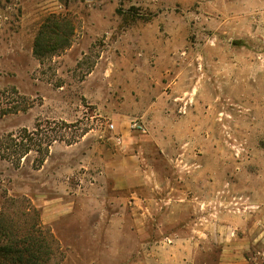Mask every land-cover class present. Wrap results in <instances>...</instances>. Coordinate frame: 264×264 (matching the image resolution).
<instances>
[{
	"label": "rangeland",
	"instance_id": "rangeland-1",
	"mask_svg": "<svg viewBox=\"0 0 264 264\" xmlns=\"http://www.w3.org/2000/svg\"><path fill=\"white\" fill-rule=\"evenodd\" d=\"M0 207L50 264H264V0H0Z\"/></svg>",
	"mask_w": 264,
	"mask_h": 264
},
{
	"label": "trees",
	"instance_id": "trees-1",
	"mask_svg": "<svg viewBox=\"0 0 264 264\" xmlns=\"http://www.w3.org/2000/svg\"><path fill=\"white\" fill-rule=\"evenodd\" d=\"M73 25L60 15L46 18L34 44V51L41 56L65 49L70 45ZM33 138L27 134L28 152L33 146ZM52 250L48 237L40 224L28 228L8 221L0 207V264H50Z\"/></svg>",
	"mask_w": 264,
	"mask_h": 264
},
{
	"label": "built area",
	"instance_id": "built-area-1",
	"mask_svg": "<svg viewBox=\"0 0 264 264\" xmlns=\"http://www.w3.org/2000/svg\"><path fill=\"white\" fill-rule=\"evenodd\" d=\"M131 127L136 130L146 131L145 126L142 124V122H138V120H134L131 124Z\"/></svg>",
	"mask_w": 264,
	"mask_h": 264
}]
</instances>
